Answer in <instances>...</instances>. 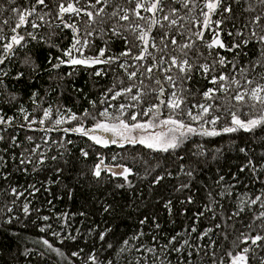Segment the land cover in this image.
Here are the masks:
<instances>
[{
  "label": "trees",
  "instance_id": "16d2710c",
  "mask_svg": "<svg viewBox=\"0 0 264 264\" xmlns=\"http://www.w3.org/2000/svg\"><path fill=\"white\" fill-rule=\"evenodd\" d=\"M34 2L15 0L13 4L12 0H0V21H9L8 24L0 23V36L4 37L0 39V59L7 57L0 64V115L5 120L11 119L10 125H0V135L4 137L0 141V156L4 157L0 165V264H93L89 254L97 257L98 264L109 261L128 264L129 259L137 264H230V257L225 253L233 251L235 255L239 251L233 249L230 242L241 232L247 235L250 231L247 225L264 211L260 201L251 203L257 196L264 200V126L251 132L240 130L218 136L190 134L180 147L168 152L139 144L104 147L78 132L63 129L91 128L105 120L99 115L105 108L113 115H120L119 104L135 103L130 95L112 100L108 93L109 99L101 101L107 89L115 91L132 84L136 85L134 92L143 89L145 94L138 107L126 109L128 114L121 116L124 120L134 111L141 112L158 104L160 99L169 101L173 92L184 100L174 117L198 131L201 127L209 130L215 127L221 131L230 126L231 112L243 120L258 118L262 114L259 105L257 111H250L231 99L237 90H243L234 84L227 93H217L213 100L205 99L203 93L220 87L213 84L212 79L221 74L229 76L228 83L234 78L249 90L257 83L264 84V79L257 75L264 72V42L259 39L264 35V3L261 0H222L208 29L203 28L201 11L202 8L207 11L203 7L206 0H194L189 5L190 12L182 8L177 15L183 19L173 27L162 20L168 13L165 7L163 13H156L165 27L151 28L156 48L150 42L151 56L135 61L133 57L140 54L143 45L135 39L129 25L139 24L142 30L148 29V23L136 18L132 11L135 0L132 3L108 0L104 14L97 17L94 24H89L83 13H64L62 19L58 16L59 4L66 7L73 3L83 8L86 0H79V3L76 0H46L47 7L36 5L35 15L28 18L35 20L39 28H32L29 23L12 32L18 17L9 9L24 8ZM229 4L233 11L222 12ZM101 6L97 4L96 8ZM117 9H126L130 20L111 16ZM120 14H124L123 11ZM140 14L153 15L143 9ZM256 16L261 18L259 24L254 21ZM101 18L104 23H99ZM217 20L222 22L217 25ZM65 25H75L79 31ZM165 31L168 39L162 43L160 36ZM29 32L35 39L28 35ZM197 32H203L202 40L194 35ZM17 34L25 36V41L11 52H5L3 45ZM217 35L225 48H208L207 44ZM173 36L176 45L170 44ZM77 39L80 44L76 47L81 51L73 50L75 58H96L103 49L105 53L100 59H119L109 64L54 67L61 64V60H69L64 53ZM245 40L247 44L241 43ZM85 41L87 46L81 47ZM185 43H193L192 49L183 50L187 57L180 51V45ZM164 44L168 47L159 51ZM236 44L240 47L233 48ZM128 48L132 49V55L121 56ZM172 56L181 60L187 58L193 65L191 71L182 74L177 67L166 71ZM221 58L225 60L224 65L217 62ZM124 61H127L128 72H137L135 80H129L124 68L120 67ZM153 63L157 65L153 72L146 73L145 69ZM202 64L209 65L208 72L199 67ZM253 64H258L255 71ZM96 71L104 74L96 76ZM148 75L151 79H147ZM167 76H172L173 81L167 80ZM245 78L254 83L245 84ZM161 88L164 89L162 97ZM200 104H211L212 109L204 120L192 121L187 111L191 109L193 115L200 114ZM48 109L51 110L50 119L44 117ZM85 111L91 116H85ZM170 113L171 109L162 107L159 117L168 118ZM72 114L80 119L71 120ZM217 115L220 120L216 125L205 124V120ZM61 117L65 122L56 125L55 121ZM150 118L151 114L139 116L138 120ZM41 119L43 124L39 123ZM82 151L89 155L83 156ZM21 160L25 163L21 164ZM97 165L101 168L99 177L93 174ZM125 168L130 169L127 179L122 174ZM13 188L22 195H14ZM240 208L243 211L234 215ZM45 216L48 220L43 219ZM259 223L255 220V224ZM193 227L195 232L191 231ZM209 228L213 231L199 239ZM258 231L261 230L252 231V235ZM102 234L103 240L100 239ZM225 234L227 239H224ZM137 236L139 239L135 238ZM45 239L52 244L51 249L43 243ZM184 240L188 243L184 244ZM247 246L241 244V247ZM149 248L154 252L145 251ZM54 249H59V253ZM74 252H79V256H72ZM249 256L250 264H259L258 257L264 256V249L256 248ZM253 256L256 259H252Z\"/></svg>",
  "mask_w": 264,
  "mask_h": 264
},
{
  "label": "snow or ice",
  "instance_id": "6c2138e0",
  "mask_svg": "<svg viewBox=\"0 0 264 264\" xmlns=\"http://www.w3.org/2000/svg\"><path fill=\"white\" fill-rule=\"evenodd\" d=\"M77 3H79V0H76ZM108 0H95V3H92L91 0H86V5L83 8L76 7L75 4L69 3L66 7L63 3L58 5L59 11L58 16L62 19L64 13H75L77 15H80L83 13L84 16L88 18L89 24L97 23V17H102V14H104V5H106ZM133 0H129V3H132ZM12 3L15 4V0H12ZM194 0H147V3H145V0H135V8L132 10L135 17L139 20H144L148 23V29L142 30L141 25L139 24H130L129 29L132 32V34L135 36V39L139 40L143 47L141 48L140 54L135 55L133 59L135 61H144L147 56H151V53L148 51V45L151 42V46L153 48H156L155 39L156 37L151 36V28L159 25L161 29L165 27L163 23H161L160 18H156V13L161 12L163 13L165 10V7L168 8V13L164 14L162 16L163 21H167L169 27L176 26L180 23V21L183 19V17H178V13L181 11V9H188L189 12L191 9L189 8V5L193 4ZM222 3V0H206V3L204 4V8L207 9V11H203V8L201 11L203 12L204 19L202 21L203 28L208 29L210 27V24L213 23L211 21V14L216 13L217 9L220 8ZM261 3H264V0H261ZM100 4L102 5L99 9L96 8V5ZM36 5H46V0H35L34 3L30 5H26L24 8L20 7H13L9 9L13 14H15L18 17V22L15 23V26L11 28L12 32H16L18 28L21 26L28 25L31 23L32 28H39L40 25L35 22V20L29 21V17H32L36 13ZM115 7V6H114ZM143 9L145 12L152 13V17H144L140 14V10ZM95 10V11H94ZM120 11H123L124 14H120ZM233 11L231 5H226L223 7L222 12L231 13ZM111 16L115 17L118 16L119 20L123 21H129L130 16L128 15V12L126 9H117L112 11ZM40 20H43V16L37 17ZM260 16H256L254 18L255 23H260ZM8 20L5 19L3 21H0V23L8 24ZM222 21L217 20L215 23L219 25ZM99 23H104L103 18L100 19ZM65 27H72L75 31H79L75 28V25H65ZM114 33H116L115 29H112ZM91 34V33H89ZM119 35V33H116ZM229 35H232V33H228ZM242 35V33H238ZM253 36H255V32L252 33ZM29 36H32V33H28ZM198 39H203V32H197L194 34ZM33 39H35L34 36H32ZM0 39H4L3 36H0ZM161 42L163 43L165 40L168 39V32H163L160 36ZM261 42H264V35L259 37ZM25 41V36L23 35H12L10 38V42L3 45V49L5 52H11L13 50L14 45H21L22 42ZM125 41L127 43V38L125 37ZM241 43L247 44L248 41H242ZM80 44V40L77 39L75 43L72 45V48L67 50L64 54L69 57L68 61L61 60L60 63H69L71 65H99V64H109L113 63L116 60L119 59V57H109L107 59H100L99 57H103L105 50H101L99 53V56L96 58H85V59H78L72 56L73 50L80 52L81 48H77L76 45ZM171 45H176L177 40L175 39V36H173L170 39ZM87 42L85 41V44L81 47H86ZM134 47H140V45H133ZM168 47V44H164V47L161 49H158L159 51L163 52ZM193 43H185L180 45V51L184 54L185 57H187V53H184V49H192ZM208 48L213 47H219V48H225V44L219 39V36L217 35V38L212 41V43L207 44ZM240 47V44H236L233 46V48ZM233 48H229V51H232ZM121 56H131L132 55V49L128 48L126 51L122 52L120 54ZM5 57L4 59H6ZM4 59H0V64L4 63ZM155 58L153 57V60ZM28 60H25V63H27ZM219 64L224 65L225 60L223 58L219 59L217 61ZM127 64V61H124L120 64L121 68H124L125 73L127 74V77L129 80H135L137 77V72L132 71L128 72L127 67L125 66ZM157 65L153 63L151 66L147 67L145 69V72L148 74H151L153 72V68ZM258 64L252 65V70L255 71ZM54 67H59V65H54ZM171 67H177L182 74H186L187 72H190L193 65L189 63V60L187 58L184 59H178L176 56H172L170 60V67L165 69L166 71H170ZM199 67L204 71H209V65L202 64L199 65ZM235 67V65H233ZM241 71H244L241 69ZM104 73L102 71H96L94 75L100 76ZM6 75V73H5ZM20 75H23L22 73ZM141 75H144V73H141ZM257 75L260 77V79H264V72L257 73ZM190 78V77H189ZM147 79H151V75L147 76ZM167 80L173 81L172 76H167ZM229 76L225 74H221L219 77H214L212 79L213 84H219L220 87L216 89H209L208 91L204 92L203 95L205 99L207 100H213V98L216 96L217 93H227L231 85H236L237 89H243V90H237L235 92V95L231 97L232 100L240 103L241 105H245L248 107L250 111H257V105L260 106L259 111H261V115L258 118H252L248 120L241 119L238 115H236L235 112H231V121L230 126L223 127L221 131H218L215 129V127H212L210 130L206 127H201V129L198 131L197 128L192 127L189 124L184 123L182 120L176 119L174 117V113L177 109L181 108V105L184 103V100L180 97H177L176 93L173 92L171 94V99L167 102H165L163 99L159 100L158 104H153L148 106L147 108L143 109L141 112H132V114L129 116L128 120H124L121 118L122 115H127L126 109H134L138 107L141 103H143L141 97L145 94L143 89H137L136 92L133 91V89L136 87L135 84L129 85L127 87L121 88L119 90H115L113 88H109L106 90V93L104 94V99L101 101V103H104L106 100L109 99L108 93H111V99L117 100L121 97L130 95L131 101H134L135 103H128L124 104L121 103L118 106V111L120 115H116L113 117V114L109 113V111L105 108L103 111L99 112L100 116L105 117L106 119L102 122H97L95 124V127L92 129H85L83 126L74 127L72 129H63V131L68 132H78L82 134L85 137H89V139L93 140L97 145H102L104 147H107L109 143L111 144H117L118 140L121 143V146L124 144H130V145H143L148 149L156 150V151H162V152H168L169 150H175L178 147L181 146V144L184 142V139H186L190 134H198L203 136H218L222 133H234L240 130L251 132L257 127L264 126V84H256L255 87H252L251 90L248 88H244L239 80L231 79V82L228 83ZM157 84L160 83L159 80L155 81ZM121 84H123V81H120ZM140 83L143 85V80L140 81ZM254 81L252 79L245 78V84L252 85ZM144 87H147L145 85ZM164 89H160V95L163 94ZM93 106H95V102H92ZM166 107L172 110V113L169 114L168 118L160 120L158 119L159 115L161 114V108ZM198 107L201 109L200 114L193 115L191 109L187 111L188 117L192 121L199 122L200 120H204L205 116H207L211 109L212 105L209 104L205 106L204 104L198 105ZM151 114V118L147 121H140L138 120L139 116H149ZM85 116H91L90 113L85 111ZM44 117L47 119L51 118V110H45L44 111ZM93 119H95L94 116H92ZM27 119V117H25ZM71 120H78L80 119L75 114H72L70 117ZM115 119L117 122L112 123L111 121ZM220 120V116H214L211 119L205 120L206 125H216ZM35 122V121H33ZM65 122L64 117H61V119H58L55 121L56 125L62 124ZM39 123L43 124L44 120L41 119ZM4 124H11V119L5 120L2 115H0V125ZM155 129H159V131H155ZM96 130H100L104 133H111L112 137H115L109 141V139L103 137V136H96V135H90V132H95ZM118 138V139H117ZM4 137L0 135V141H2ZM27 139L31 140V137H28ZM13 143H15V138H13ZM241 151H244V149H241ZM82 155L87 157L89 153L87 151H82ZM52 159H56V157H52ZM29 163L31 161H28ZM4 163V157L0 156V165ZM21 164L25 163L24 160L20 161ZM43 163V161H41ZM102 163V161H101ZM59 171V170H57ZM130 172V169L125 168L124 172L122 173L127 179V174ZM94 176L99 177L101 175V168L100 165H97L93 172ZM190 174V173H189ZM115 175V173H114ZM162 179V177H161ZM159 181H157L158 183ZM36 191H39V189H36ZM12 192L14 195H22V193H17L16 189L13 188ZM257 201H260V207L264 208V200H261L260 196H257L255 199L251 200L252 204H256ZM189 202L190 198H189ZM165 207H168V205H165ZM206 210L211 211V208H207ZM24 211L27 213L28 208L27 206L24 207ZM243 211V208H240L238 212L234 213V215H239V212ZM199 215H203V212L199 213ZM44 220H48V217H43ZM255 220H259V224H255ZM9 223L11 220L9 219ZM141 223L143 224L144 221L142 220ZM156 227L158 228L159 225L157 224ZM220 225L217 224L216 228H219ZM247 227L250 229L249 233L245 235L243 232L240 233V235L236 236L230 243L233 249H239L237 254H233V251H227L225 254L230 257V264H250V256L249 253H255L256 248L264 249V234H261V232H264V211H260L259 214L254 218L253 222L248 224ZM256 229H260L261 231L256 232L255 235H252V231H256ZM44 229H41L43 231ZM191 231L195 232L196 228L193 227ZM213 229L209 228L207 231L203 233L201 237H198L199 239H202L204 236H208L209 232H212ZM140 235H143V233H140ZM136 239H139V236L135 237ZM74 239V237H73ZM100 239H104V235L102 234L100 236ZM176 238L173 237L172 240L174 241ZM224 239H227V234H225ZM250 242V243H249ZM43 243L48 246V248H52V244L49 243L48 240H43ZM125 244H127V241H124ZM184 244H187L188 241L184 240ZM212 244H215V241L211 242ZM241 244L248 245L247 247H241ZM252 246H255L253 248ZM111 247V245H109ZM167 247V246H165ZM174 251H180L179 248H174ZM54 251L59 253V249H54ZM123 251V249H121ZM137 251H140V249H137ZM146 252L153 253L154 249H146ZM61 255H63L61 253ZM72 256H79V252L72 253ZM89 259L93 262V264H98L97 257L94 254H89ZM252 259H256L255 256L252 257ZM259 264H264V256H259ZM108 264H112L111 261L108 262ZM128 264H137V262L134 259H129Z\"/></svg>",
  "mask_w": 264,
  "mask_h": 264
},
{
  "label": "rangeland",
  "instance_id": "374dc122",
  "mask_svg": "<svg viewBox=\"0 0 264 264\" xmlns=\"http://www.w3.org/2000/svg\"><path fill=\"white\" fill-rule=\"evenodd\" d=\"M212 17H213V14H211V19H212ZM17 45H14L13 46V48L14 47H16ZM114 116H116V114H114L113 115V117ZM167 117H164V116H161V117H158V119H160V120H163V119H166ZM106 119V118H105ZM147 121V120H146ZM112 123H115V122H117L115 119H113L112 121H111ZM190 125V124H189ZM204 125V124H203ZM192 126V125H191ZM95 126H92L91 128H85L86 130L87 129H92V128H94ZM193 127V126H192ZM155 131H159V129H155ZM90 135H96V136H103V137H105V138H107V139H109V141L111 140V139H113V138H115V137H112V134L111 133H104V132H102V131H100V130H96L95 132H90ZM118 139V138H117ZM111 143H109V145H110ZM117 144L118 145H121V143H120V141L118 140V142H117ZM47 226L46 225H44V228H46Z\"/></svg>",
  "mask_w": 264,
  "mask_h": 264
},
{
  "label": "water",
  "instance_id": "95a60500",
  "mask_svg": "<svg viewBox=\"0 0 264 264\" xmlns=\"http://www.w3.org/2000/svg\"><path fill=\"white\" fill-rule=\"evenodd\" d=\"M68 64L69 63L59 64V67L64 66V65H68ZM161 97H162V95H161Z\"/></svg>",
  "mask_w": 264,
  "mask_h": 264
}]
</instances>
